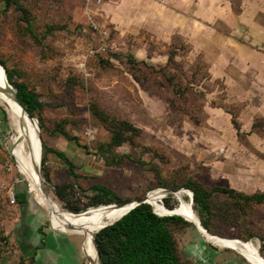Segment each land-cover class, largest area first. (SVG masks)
Wrapping results in <instances>:
<instances>
[{"label":"rangeland","instance_id":"obj_1","mask_svg":"<svg viewBox=\"0 0 264 264\" xmlns=\"http://www.w3.org/2000/svg\"><path fill=\"white\" fill-rule=\"evenodd\" d=\"M4 1L0 0V61L12 82H23L44 103L41 115L46 129L39 128L40 139L66 153L74 164L77 176L51 152L42 164L40 149L42 188L62 207L89 203L93 183L107 186L127 203L165 190L160 204L165 200L176 204L173 210L182 206L176 194L184 190L181 185L187 179L208 188L264 193L261 71L252 67V59L245 60L242 50L235 52L228 43L222 44L223 58L214 59L216 45L211 38L202 33L200 43L192 44L173 32L177 14L164 0H138L142 6L135 7L124 0H20L33 34L21 12L12 4L5 7ZM142 24L151 25L154 32ZM186 31L195 37V32ZM170 52L174 62L167 64ZM169 75L176 86L166 79ZM105 116L130 122L137 133L109 147L111 131ZM55 124L77 142L50 134ZM14 136L8 111L0 102V160L11 163L7 172L13 183L28 188L44 229H52L43 204L17 164ZM60 184L73 185L60 189L63 200L54 193ZM212 201L214 234L251 241L259 261L264 260V203L231 201L220 193ZM111 204L121 203L97 206ZM73 237L79 248L81 236ZM174 237L181 258L191 264H252L235 250L208 240L192 223L174 231ZM2 240L10 243L8 236ZM82 257L88 264L87 256Z\"/></svg>","mask_w":264,"mask_h":264},{"label":"trees","instance_id":"obj_2","mask_svg":"<svg viewBox=\"0 0 264 264\" xmlns=\"http://www.w3.org/2000/svg\"><path fill=\"white\" fill-rule=\"evenodd\" d=\"M11 4L21 12L23 18L26 20V28L30 34H33L31 30V21L27 17V9L20 3V0L4 1L5 7H9ZM171 62H174V53L170 52L167 64ZM0 64L5 68L8 82L15 88L16 95L21 105L30 116L38 119L39 128L45 130L46 128L44 127L43 117L41 115L44 103L40 100L39 95L35 91L29 89L23 82H12V75L9 69L3 62L0 61ZM166 79L173 84V86H176L173 76H166ZM95 112L98 113L97 109H95ZM104 119L111 131L109 147L120 145L126 138L137 133V129L126 120L108 119L106 116ZM232 122L234 126H236L235 117ZM48 132L50 134L59 133L67 140L77 142V138L70 135L61 124H55ZM41 145L43 152L41 158L42 164L46 161L45 155L51 152L55 154L58 159L62 160L72 175L77 176L73 170V162L63 151L47 146L42 139ZM83 147L85 148V146ZM102 151L103 148L101 147L100 152ZM136 161L143 164V161L140 159ZM69 186L73 188V185L71 186L68 184L57 185L54 189L55 196L63 200L60 189H66L69 188ZM181 186L192 191V208L198 216L201 225L211 234L216 233L210 224L212 219V198L215 193L223 194L231 201L234 200L254 204L264 203V193L246 194L230 187L220 186L208 188L194 179H187ZM175 187L173 189H175ZM89 189L91 192V194L89 193L90 195H87L90 199L89 203H86L82 207L64 205V208L72 212H81L86 210L89 206L106 204L115 200L121 204L126 203L120 200L110 188L101 183H93L90 185ZM188 194L190 199L189 191ZM22 197H24V193L19 192L16 194V199L19 200ZM163 205L164 208L166 207L169 210H173L176 207V204L174 206L170 205L166 200ZM153 208L159 214H166L159 208L154 206ZM228 210L229 206H225V216H228ZM189 224H191V222L185 220L180 215H158L153 211L149 203L141 202L111 224L103 226L94 233V241L98 251V264H191L189 260L181 258L178 244L174 237V231ZM261 241V247L264 248V239ZM262 264L264 263L262 262Z\"/></svg>","mask_w":264,"mask_h":264},{"label":"crops","instance_id":"obj_3","mask_svg":"<svg viewBox=\"0 0 264 264\" xmlns=\"http://www.w3.org/2000/svg\"><path fill=\"white\" fill-rule=\"evenodd\" d=\"M164 1L166 4L171 2V6L183 10L180 12L172 8L177 14L173 16V32L182 34L192 44L200 43L199 35L202 33L211 38L214 46L216 45L213 55L216 60L223 58L220 46L226 43L232 46L235 52L242 50L244 57L246 56L245 60L250 58L251 62L252 59V67L261 71L260 90L264 94V0ZM124 2L128 7L142 6L143 3L138 0ZM112 19L115 20L113 17ZM140 27L154 32L151 25L142 24ZM187 28L195 32L194 38L186 31ZM255 47H260V51ZM235 52L232 55L236 56ZM5 162L0 160V183L12 184L16 194L24 193V197L16 199L14 204L9 203L7 199L3 200L0 209V264H84V237L70 227L51 223L48 211L43 207L45 217L52 228L45 230L39 208L31 201L29 191L21 183H13L11 175L3 167ZM73 235L81 236L79 248ZM4 236H8L10 240L7 245L3 244Z\"/></svg>","mask_w":264,"mask_h":264},{"label":"bare ground","instance_id":"obj_4","mask_svg":"<svg viewBox=\"0 0 264 264\" xmlns=\"http://www.w3.org/2000/svg\"><path fill=\"white\" fill-rule=\"evenodd\" d=\"M3 81L4 73L0 67V84ZM0 102L8 111L9 119L11 120L12 126L15 130L13 146L16 148L17 164L22 170L25 179L33 186L35 195L39 199V202L42 203L48 211L49 221L53 224L70 227L80 233L84 237L83 248L89 264H97V255L93 242L94 231L116 219L124 211H126L130 203H133L134 201L123 204H111L110 206L89 207L81 212H72L62 207L56 199H54L49 193H46L42 188L44 183L39 167L41 155L37 140V130L35 127L36 123H33L27 117V114L22 113L21 108L12 100L10 95L0 92ZM26 132L31 133L33 136V152H31L26 143L21 142L18 139V134H24ZM188 191L184 189L176 194L183 201L181 208L178 210H169L166 207L164 208L163 204H160L161 198L166 193L165 190L151 192L147 195V199L151 203H158V206L160 207L159 209L165 213L176 212L181 216L192 220L196 214L191 208ZM184 197H187V199ZM200 233L208 240L215 242L218 245L231 248L242 254L252 264H261L258 258L257 250L252 245L251 241L222 238L213 234L208 235L206 233ZM261 261L264 263L262 258Z\"/></svg>","mask_w":264,"mask_h":264},{"label":"water","instance_id":"obj_5","mask_svg":"<svg viewBox=\"0 0 264 264\" xmlns=\"http://www.w3.org/2000/svg\"><path fill=\"white\" fill-rule=\"evenodd\" d=\"M0 67H1V69L3 70V73H4V81L0 84V92H1V93H6V94L10 95V96L12 97V100H13V101H14V102H15V103L21 108L22 113L27 114V117H28L33 123H34V121L36 122L35 127H36V130H37V140H38L39 148L42 149L41 139H40V136H39V127H38V125H37V120H36V118L30 116V115L26 112V110L24 109V107L21 105V103H20V101H19V99H18V97H17V95H16V90H15V88H14V87L8 82L7 75H6V72H5V68L3 67L2 64H0ZM18 139H19V141L26 143V145H27L28 148L31 150V152H33V136H32L31 133L26 132V133H24V134H18ZM40 151H41V150H40ZM10 158H11L12 161H13V158H12L11 154H10ZM181 189H187V188H181ZM27 190H28V188H27ZM187 190H189L190 193H191V195H190V203L192 204V191H191L190 189H187ZM169 192H173V193H174L175 191H169ZM141 202H147V203H149V204L151 205L153 211H154L156 214H158V215H173V214H175V215H180V214H178V213H176V212H171V213H166V214H159V213H157V212L154 210L152 204L148 201V199H147V197H146V198L138 199V200L134 201L133 203H130V205H129V207L126 209V211H124V212H123L120 216H118L116 219H114L113 221H111V222H109V223H107V224H105V225L111 224L112 222H114L115 220H117L118 218H120L122 215H124L128 210H130L131 208H133L134 206H136L137 204H139V203H141ZM126 203H127V202H126ZM122 204H123V203H122ZM76 214H77V213H76ZM180 216H181V215H180ZM182 217H183V216H182ZM183 218H184L185 220L191 222V223L197 228V230H198L199 232L206 233V234H208V235H212L211 233H209V232H208V231H207V230L201 225L198 216H195L192 220H191V219H187V218H185V217H183ZM105 225H103V226H105ZM103 226H101L100 228H102ZM100 228H99V229H100ZM99 229H98V230H99ZM213 235H215V234H213ZM93 242H94V246H95V250H96L97 264H98V251H97V249H96V244H95V241H94V235H93Z\"/></svg>","mask_w":264,"mask_h":264},{"label":"built area","instance_id":"obj_6","mask_svg":"<svg viewBox=\"0 0 264 264\" xmlns=\"http://www.w3.org/2000/svg\"><path fill=\"white\" fill-rule=\"evenodd\" d=\"M103 0H96L97 3L102 2ZM94 28H97V25H93ZM102 34H106V30H101ZM100 49L104 50L105 47H100ZM11 163L9 161H6L4 164V169L6 171H10L11 169ZM7 199L9 203L14 204L16 203V191L12 184H7L4 182L0 183V209L3 203V200Z\"/></svg>","mask_w":264,"mask_h":264}]
</instances>
